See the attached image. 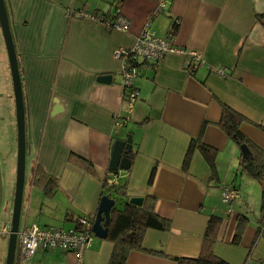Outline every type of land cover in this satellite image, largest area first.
Here are the masks:
<instances>
[{
    "label": "crops",
    "instance_id": "crops-1",
    "mask_svg": "<svg viewBox=\"0 0 264 264\" xmlns=\"http://www.w3.org/2000/svg\"><path fill=\"white\" fill-rule=\"evenodd\" d=\"M4 1L25 110L19 233L32 226L70 231L80 217L96 215L114 142L130 136L131 168L113 173L116 184L125 187L124 201L155 198L156 214L170 229L147 230L144 250L130 252L126 264L198 258L212 217L221 219L213 246L217 257L229 264H264L262 190L243 172L240 147L219 125L224 106L231 108L246 120L240 132L264 151V0ZM118 13L130 23L127 32L109 27ZM148 25L155 36L201 53L204 65L192 72L178 53L142 65L134 81L139 99L129 113L123 61L115 53L132 49ZM104 75L112 76L110 84L97 81ZM117 119L122 126L116 130ZM202 147L215 151L214 171ZM0 156L9 161L7 173L16 174V99L1 27ZM15 184L7 188L11 204ZM226 187L239 192L230 205L222 201ZM241 216L247 224L235 244ZM2 232L0 237L9 238ZM113 250L112 242L94 234L81 261L74 253L52 250L37 253L28 264H109Z\"/></svg>",
    "mask_w": 264,
    "mask_h": 264
},
{
    "label": "trees",
    "instance_id": "trees-1",
    "mask_svg": "<svg viewBox=\"0 0 264 264\" xmlns=\"http://www.w3.org/2000/svg\"><path fill=\"white\" fill-rule=\"evenodd\" d=\"M116 17L114 18V20ZM113 20V21H114ZM178 23L173 24L172 36H175L178 31ZM245 118L224 106L222 119L219 123L220 127L227 133V135L239 146H247L251 151L249 160L241 157V164L243 172L247 173L252 179L259 182L262 190L261 199V217H260V232L264 229V151L254 145L241 132L240 126L245 122ZM191 152V151H190ZM190 152L188 153L189 160ZM202 152L208 161L210 168L214 171L215 168V151L207 147H202ZM132 160V153L129 154ZM186 160V163L188 161ZM253 162L254 174H250L246 170V165ZM154 172L152 173L150 184L153 182ZM54 183V180L48 181L49 184ZM47 183V185H49ZM48 187V186H47ZM125 187L115 186L110 188L107 180L103 184L102 198L108 196L115 199L116 202L121 198V207L114 208L111 213V220L108 227L107 240L114 244V250L109 264H126L128 255L132 251L144 250V236L147 230L155 229L160 231H168L170 229V222L161 218L155 211V198L146 197L141 207L130 204L128 200H123ZM117 195V198L115 197ZM126 196V195H125ZM83 217V216H82ZM78 222V220H77ZM221 224V219L212 217L209 221L204 246L198 258H174L178 264H229L223 259L214 254L213 246L216 242V234ZM247 224V218L241 216L238 221V228L234 238V243L240 242L243 229ZM161 254V253H160Z\"/></svg>",
    "mask_w": 264,
    "mask_h": 264
},
{
    "label": "built area",
    "instance_id": "built-area-1",
    "mask_svg": "<svg viewBox=\"0 0 264 264\" xmlns=\"http://www.w3.org/2000/svg\"><path fill=\"white\" fill-rule=\"evenodd\" d=\"M111 30L119 32H127L130 23L118 13L116 19L109 23ZM169 53L183 54L187 57L188 70L195 71L204 65V59L201 53L190 49H180L172 41L161 39L155 36L149 30V25L144 30L136 45L132 49H121L116 51L115 56L123 61V87L124 99L131 113L139 99V92L134 86L135 79L140 74L142 65L147 66L148 63H157L160 59ZM220 75H224V70L213 69ZM122 126L121 120L117 119L115 129ZM117 176L110 173L107 183L110 188L117 186ZM239 195L234 187H226L223 189L222 201L226 205H230ZM96 215H86L78 219L76 229L64 231L55 228H38L32 226L27 230L19 233V262L20 264H28L30 260L39 252L62 250L66 253H74L82 260L85 250L93 240V225ZM10 228H4L3 237H9Z\"/></svg>",
    "mask_w": 264,
    "mask_h": 264
},
{
    "label": "water",
    "instance_id": "water-1",
    "mask_svg": "<svg viewBox=\"0 0 264 264\" xmlns=\"http://www.w3.org/2000/svg\"><path fill=\"white\" fill-rule=\"evenodd\" d=\"M0 27L5 42L14 83L17 120H18V157L14 203L12 211V219L10 224L9 245L7 252L6 264H15L16 249L18 243V233L23 212V197L26 184V160H27V143H26V126H25V110L23 100L22 81L19 71L18 59L13 41V36L9 24L8 13L4 0H0ZM97 81L99 83L110 84L112 76H100ZM132 138L129 136L125 141L117 140L114 142L112 156L109 164L110 173L118 174L120 171H129L131 168V159L129 154L132 152ZM240 151L243 159L249 160L251 151L247 146H241ZM253 162L246 165V170L250 174H254ZM3 175L0 166V211L3 203ZM130 204L141 207L144 203L143 198L135 197L129 200ZM115 199L105 196L101 199L96 220L93 225V233L97 238L106 239L108 236V227L111 220V213L117 206Z\"/></svg>",
    "mask_w": 264,
    "mask_h": 264
},
{
    "label": "rangeland",
    "instance_id": "rangeland-1",
    "mask_svg": "<svg viewBox=\"0 0 264 264\" xmlns=\"http://www.w3.org/2000/svg\"><path fill=\"white\" fill-rule=\"evenodd\" d=\"M9 161L7 159L6 156H0V165H1V169H2V175H3V186H4V193H3V203H2V207H1V211H0V232H2V230L7 226L11 224V219H12V211H13V204H11V202H9V200H11L10 198H8V185H12L13 182L16 183V174L13 175H9L7 173V167L5 164H7ZM8 166V165H7ZM10 176V178H9ZM252 179V178H251ZM251 181L255 182L256 185L258 187L261 186L259 184V182L255 179H252ZM15 194V185H14V191H13V196ZM117 198V195L115 196ZM120 197L117 200V207H120V204L122 201H120ZM14 202V200H13ZM253 204V203H252ZM256 206V205H255ZM253 204V207H255ZM253 216V215H252ZM8 245H9V238H2L0 237V253L2 252V254H4V264H6V259H7V252H8ZM18 248H19V244H18Z\"/></svg>",
    "mask_w": 264,
    "mask_h": 264
}]
</instances>
